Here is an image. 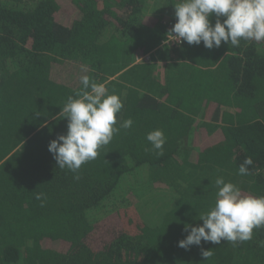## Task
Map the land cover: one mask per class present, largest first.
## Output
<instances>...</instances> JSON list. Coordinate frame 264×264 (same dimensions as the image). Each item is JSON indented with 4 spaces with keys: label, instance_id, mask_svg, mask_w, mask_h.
Masks as SVG:
<instances>
[{
    "label": "trees",
    "instance_id": "obj_1",
    "mask_svg": "<svg viewBox=\"0 0 264 264\" xmlns=\"http://www.w3.org/2000/svg\"><path fill=\"white\" fill-rule=\"evenodd\" d=\"M27 1L0 0V264H264V227L236 246H178L214 206L218 176L264 196V41L161 47L166 26L146 0ZM85 74L121 98L116 126L134 123L75 180L48 145L66 134L59 114ZM156 129L162 156L145 150ZM246 157L250 174L238 175ZM139 170L174 192L152 226L135 201L111 202Z\"/></svg>",
    "mask_w": 264,
    "mask_h": 264
},
{
    "label": "clouds",
    "instance_id": "obj_2",
    "mask_svg": "<svg viewBox=\"0 0 264 264\" xmlns=\"http://www.w3.org/2000/svg\"><path fill=\"white\" fill-rule=\"evenodd\" d=\"M215 16V23L211 17ZM175 23L169 30L173 41L200 45L207 49L219 48L222 42L238 47L241 40L264 41V0H178L174 4ZM81 88L75 96H69L59 115L67 118V132L50 141L48 151L53 155L59 169L73 173L79 180L81 166L99 155V150L108 145L121 129H130L134 121L122 120L117 127V116L123 109V102L117 94H109L104 83H97L89 75H81ZM156 155L164 154L166 137L161 129L146 135ZM253 165L246 157L239 165L238 175L250 174ZM217 189L215 203L200 215L202 225H184L188 234L178 241V246L188 250L211 242L220 245L222 241H249L253 230L264 227V196L242 194L241 189L222 176L214 181ZM35 199L44 203L43 193H34ZM264 246V242H261ZM211 249L201 248V255L209 258Z\"/></svg>",
    "mask_w": 264,
    "mask_h": 264
},
{
    "label": "rangeland",
    "instance_id": "obj_3",
    "mask_svg": "<svg viewBox=\"0 0 264 264\" xmlns=\"http://www.w3.org/2000/svg\"><path fill=\"white\" fill-rule=\"evenodd\" d=\"M33 3L34 0H29L26 2V5L28 7ZM147 173L146 170H139L129 174V176L122 181L125 194L122 193L121 189H118L117 192L111 196V202L115 203V206L122 207L135 201L136 204H138L139 212L144 221L152 226L157 224L162 215L173 206L175 197L174 192L170 189H161L157 185L156 187L151 185L147 178ZM123 199H125L126 203H121ZM108 202L109 200L106 201L104 205ZM90 217L91 219H95L93 213Z\"/></svg>",
    "mask_w": 264,
    "mask_h": 264
},
{
    "label": "crops",
    "instance_id": "obj_4",
    "mask_svg": "<svg viewBox=\"0 0 264 264\" xmlns=\"http://www.w3.org/2000/svg\"><path fill=\"white\" fill-rule=\"evenodd\" d=\"M177 2L178 0L175 3ZM174 4L169 5L166 0H146V15L155 16L162 20L172 18L174 17Z\"/></svg>",
    "mask_w": 264,
    "mask_h": 264
},
{
    "label": "built area",
    "instance_id": "obj_5",
    "mask_svg": "<svg viewBox=\"0 0 264 264\" xmlns=\"http://www.w3.org/2000/svg\"><path fill=\"white\" fill-rule=\"evenodd\" d=\"M175 18L173 19H165L163 20V24L166 26V35L164 37V39L161 41V47H174V46H178L181 43H177L176 41L172 40V37L169 33V30L172 28V26L175 23ZM148 56L149 55H136L134 57L135 62H141V61H147L148 60Z\"/></svg>",
    "mask_w": 264,
    "mask_h": 264
}]
</instances>
